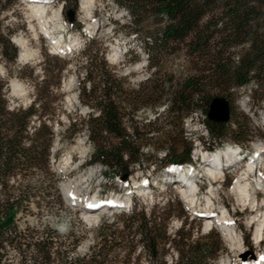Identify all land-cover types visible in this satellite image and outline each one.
Instances as JSON below:
<instances>
[{
	"label": "trees",
	"instance_id": "obj_1",
	"mask_svg": "<svg viewBox=\"0 0 264 264\" xmlns=\"http://www.w3.org/2000/svg\"><path fill=\"white\" fill-rule=\"evenodd\" d=\"M16 1L0 0V55L9 61L16 60L18 50L10 40L12 31H3L1 14ZM112 1L127 11L129 19L121 26L138 39L149 73L136 88L124 87L104 57L103 44L92 37L85 41L77 98L90 111L69 118L62 136L86 130L92 147L88 164L99 163L126 180L134 166L144 164L147 145L165 149L162 166L188 162L191 142L182 122L195 112L201 114L211 146L226 138L240 143L251 137L250 119L233 103L237 88L249 83L254 85L251 97L264 101V0ZM63 3L77 7V0ZM126 53L129 61L139 59L129 49ZM44 56L48 63L49 55ZM178 57L184 68H168L167 62ZM61 70L56 67L35 81L30 103L13 108L6 96L8 81L0 77V264H216L225 250L219 231L211 228L194 236L199 225L184 220L168 231V222L179 217L182 207H131L115 221L102 222L89 252L74 257L69 253L78 242L72 233L68 247L53 229L18 226L17 213L31 203L61 204L48 179L55 177L49 157L59 82L53 78ZM215 98L227 102L226 120L208 117ZM161 104L164 108L158 110ZM146 108L155 111L154 119L136 120V113ZM11 249L14 260L8 255ZM170 250L175 253L168 260Z\"/></svg>",
	"mask_w": 264,
	"mask_h": 264
},
{
	"label": "rangeland",
	"instance_id": "obj_2",
	"mask_svg": "<svg viewBox=\"0 0 264 264\" xmlns=\"http://www.w3.org/2000/svg\"><path fill=\"white\" fill-rule=\"evenodd\" d=\"M80 2L81 0H77L76 9L72 7L65 8L63 0H52L49 4V14L55 10L60 11L62 14L64 26L57 29L56 35L60 37L62 31L65 43L61 48L63 52L59 55H54L50 52L49 38H47V34L41 29L39 20L32 15L27 0H17L11 8L1 14L3 31L5 34L8 29L12 31L9 34L10 40H13V44L18 48V56L15 61H9L0 55V77L8 81L6 96L9 108L29 104L35 96L33 83L40 80L43 76H47L48 71L49 73L51 70L55 72L56 67H62L60 76L53 78L59 82L54 99L55 118L52 121L55 135L49 157L50 169L55 174V177L49 176L48 178L50 185L57 187V194H59L61 204L45 206L41 202L37 206L31 203L29 207H25V209L17 213L16 223L21 228L29 225L30 227L35 226L37 229L44 227L53 229L62 239L66 240L68 247H70L68 243L72 233L75 235L78 243L69 255L71 257L83 255L89 252L90 247L97 241L98 227L102 222L111 223L116 220V217L122 213H127L130 209L126 202V197L129 196V192L127 191L130 189L129 191L132 193L131 207H144L146 210L148 207H182L183 210H181L179 217L174 216L168 222L169 232L172 233L180 225L181 221L184 220L187 223L191 222L194 226L199 225L200 231H194V236L206 233L208 229L204 227V222L207 223V218L204 217L205 215L203 216L204 212L200 213L202 216L195 214L196 210L194 209L196 208L188 204L182 191L183 187L167 181L169 176L166 174L167 170L165 166H162L161 163L165 149H155L152 145L143 147L145 155L144 164L142 166H134V171L128 178V184H126L121 183L120 179L111 175V172L101 164L87 163L92 147L87 139L85 129L77 132L72 138H67L66 135L62 136V130L67 125L69 118L84 117L90 111L89 107L81 104L77 98L78 78L84 71V61L80 55L83 42L87 40V37L83 33L103 44L104 57L107 63L114 67L117 75L122 77L124 87L136 88L137 84L143 81L149 73V70L146 68L144 52L138 39L133 33L127 32L121 26L129 19L127 11L124 8L117 7L112 0H95L91 6L90 16H86V13L80 8ZM70 9L75 10V19L72 26L65 16V12ZM97 21L100 23V29L91 32L90 29ZM63 29H67L68 31L64 32ZM43 33L46 37L43 36ZM20 36L25 38L28 48L33 52L32 56L23 60L19 59L21 47L15 42L16 37ZM127 49L133 51V54H137L139 59L134 62L127 60L129 57V55L126 56ZM45 53L49 55L48 63H43ZM182 64L181 57H178L169 60L167 67L171 66L174 70H177L182 69V66L184 68ZM44 67H46V73L44 72ZM12 81H17L21 84V88L18 91L12 89ZM253 88L254 86H246V92L237 88L238 91L233 103L237 111L242 112L250 119V127L253 124L264 123V101H260L257 97L251 98ZM163 108L164 104H161L158 110H162ZM155 114V111L152 109H141L136 113L135 119L138 121L153 120ZM37 122V118L33 117L31 124L35 125ZM182 127L184 136L191 142L192 155L196 154L198 143L203 146L211 145V140L207 136L208 134L200 114L197 115L195 112L194 115L186 117L182 122ZM252 130L251 136L254 139L253 142L264 143V139L260 135L261 133L254 131V129ZM223 142L232 143V140L226 138ZM253 142L251 141L250 143L253 144ZM248 143L249 141L245 144L249 146ZM237 145L241 146L240 144ZM68 156L71 157V164L64 166V159ZM190 160H192L191 156ZM191 163H193V160ZM202 164L203 162L200 161L197 164L198 169L195 170L200 179L199 185L201 190L197 193V196L200 198V205H204L205 197L211 195L210 190L212 188L209 189L208 182H213L206 174L204 168L206 165ZM175 170H168V173H174ZM238 173V171L232 169L231 172H228V175L226 174L222 184H218L217 181L214 182L212 185H215L212 199L215 206L218 204L226 206L231 215V225L237 231L238 236H240L239 238H241L245 251L252 258L249 260L243 259L240 256L239 250L231 245L230 240L221 231L225 250L221 252L216 264L218 262L221 264L222 259L225 264H253V260L261 255V250L258 249L253 239L256 225L249 222L257 212L248 203H239L236 193L231 190L232 183L239 177ZM38 179L41 180V177ZM252 179L253 176L250 178L251 186H253ZM77 181H79V186L76 188L75 193L78 201L72 203L66 198L63 185ZM138 183H142L143 186L139 187ZM255 186H259L256 181ZM100 194H102L103 201L109 203H111L112 197L121 198L125 202H123L125 206L100 209L96 211L98 220L91 221L86 216L92 213H89L84 208V205ZM257 197L259 203L264 204V192L258 194ZM47 198H52V195ZM177 201L180 203L179 206L175 205ZM212 212L215 213L216 209L212 210ZM174 253L175 251L170 250L166 258L171 260L174 257ZM8 255L11 260H14L16 257L12 249ZM139 264H146V261L142 260Z\"/></svg>",
	"mask_w": 264,
	"mask_h": 264
},
{
	"label": "bare ground",
	"instance_id": "obj_3",
	"mask_svg": "<svg viewBox=\"0 0 264 264\" xmlns=\"http://www.w3.org/2000/svg\"><path fill=\"white\" fill-rule=\"evenodd\" d=\"M52 0H27V3L30 5L32 15L36 17L39 20V24L43 32L47 34V38H49L51 44L55 49L62 48L64 45L63 41L60 40L59 36L56 35L57 29H60L63 27L62 22V14L60 11L55 10L51 14H49V4ZM95 0H81L80 2V8L83 12L86 13V16H90L91 14V6L93 5ZM100 23L97 21L92 28L90 29L91 32L98 31L100 29ZM15 42L19 47H21L19 59L23 60L28 58L29 56L33 55V52L28 48L27 41L24 37H16ZM116 50V49H115ZM11 87L14 91H18L21 88V84L17 81L11 82ZM225 105L222 101H216L213 100L210 105L209 109V115L212 116L214 119H221L224 117L225 114ZM264 143H258L254 142V145H261ZM198 148L196 150V154L198 153ZM240 152H238V147L229 146L217 148L216 150L212 151V153L207 154L206 156H203V159L201 160L203 162L202 165H206L204 168L206 170V174L213 180V182H216L218 178H220L221 173L226 168V165L228 164H235L238 161V155ZM71 157H66L64 159V166H69L71 164ZM250 164L247 165L246 174H248ZM175 169H172V171ZM176 172L179 171V169L175 170ZM243 175H240L236 178L234 183L231 186V190L236 193L237 199L239 203L243 204H249L250 207H253V210L257 212L256 215H254L250 219V223H253L256 225L255 231H254V237L253 239L255 242L262 236L263 229H264V206L262 203L256 202V197L254 194V191H250L249 182L247 181L248 177ZM195 175V172H194ZM90 176V174H88ZM260 177V176H259ZM82 180V179H81ZM80 181V180H79ZM79 181L74 183H67L63 185V191L65 193L66 198L72 202L76 203L78 201L76 196V188L79 186ZM257 185L261 187L264 190L263 187V178H257L255 179ZM210 183H212L210 181ZM183 187V194L185 199L187 200L188 204L191 207H194L196 209L195 214L199 215L200 213H203V216L211 215V208L214 206V202L212 197L214 196V186H211L210 196L205 197V203L204 205H200V198L197 196V193H194V189L191 186H184ZM257 187V186H255ZM96 197L95 199H97ZM121 198H113L110 200L111 203L104 201V203L96 208L89 207L94 199L89 200V202H86V205H84V208L92 214H89L86 216L91 221H97L98 216L96 215V211L100 210L102 207H120L122 205ZM80 201V200H79ZM124 202V201H123ZM125 203V202H124ZM200 207V208H198ZM203 210H202V208ZM259 207V208H258ZM263 207V208H261ZM202 215V214H201ZM212 216V217H211ZM210 217H207V224H212V226H217L223 234L230 240L231 245L239 250L240 256L243 257V259H251L252 257L248 252L245 251L244 246L241 243V239L238 236L237 231L234 229V227L230 224V216H227L223 213H216L215 215H211ZM258 246V244H257ZM242 260V258H241ZM259 261L256 262L258 264ZM221 264H225L224 260H221ZM249 264V263H248Z\"/></svg>",
	"mask_w": 264,
	"mask_h": 264
},
{
	"label": "water",
	"instance_id": "obj_4",
	"mask_svg": "<svg viewBox=\"0 0 264 264\" xmlns=\"http://www.w3.org/2000/svg\"><path fill=\"white\" fill-rule=\"evenodd\" d=\"M66 18L68 19V21L72 22L74 20V10L70 9L66 12ZM214 100L216 101H222L225 105V114L224 117L218 120H226L228 118V104L225 100L221 99V98H215ZM208 117L210 119H214L212 116L209 115L208 113Z\"/></svg>",
	"mask_w": 264,
	"mask_h": 264
},
{
	"label": "built area",
	"instance_id": "obj_5",
	"mask_svg": "<svg viewBox=\"0 0 264 264\" xmlns=\"http://www.w3.org/2000/svg\"><path fill=\"white\" fill-rule=\"evenodd\" d=\"M246 86H254V85L252 83H249V84H246V85L241 86L240 89L246 92ZM198 114H200V113L197 112V115ZM251 128L254 129V131L260 132L261 133L260 135H262V137L264 139V123H262V124H253Z\"/></svg>",
	"mask_w": 264,
	"mask_h": 264
}]
</instances>
